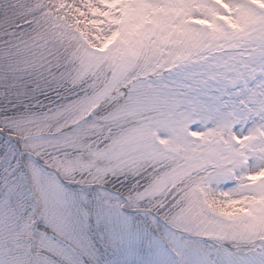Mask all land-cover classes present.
I'll list each match as a JSON object with an SVG mask.
<instances>
[{
  "label": "snow or ice",
  "instance_id": "obj_1",
  "mask_svg": "<svg viewBox=\"0 0 264 264\" xmlns=\"http://www.w3.org/2000/svg\"><path fill=\"white\" fill-rule=\"evenodd\" d=\"M0 264H264V0H0Z\"/></svg>",
  "mask_w": 264,
  "mask_h": 264
}]
</instances>
